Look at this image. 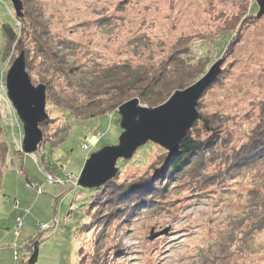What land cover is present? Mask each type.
<instances>
[{"label":"rangeland","instance_id":"1","mask_svg":"<svg viewBox=\"0 0 264 264\" xmlns=\"http://www.w3.org/2000/svg\"><path fill=\"white\" fill-rule=\"evenodd\" d=\"M20 2L18 18L11 1L0 0V28L7 24L24 35L8 45L0 31V144L7 148L0 248L19 231L20 257L31 254L25 246L39 239L36 264H264V179L221 164V156L231 158L245 145L264 101V9L259 12L256 0ZM21 53L32 86L46 89L48 119L38 125L43 140L30 155L22 152V123L5 81ZM161 62L170 69L185 68L191 78L183 89L173 88L161 105L219 64L196 110L199 117L223 121L220 136L230 134V142L225 151L217 145L204 153L205 169L198 177L174 175L157 206L138 199L129 209L122 200L138 185L136 178L151 173L159 155L178 150L169 153L149 142L151 147H140L123 165L117 162L110 180L114 185L98 191L79 188L85 161L118 143L119 107L138 98L103 115L90 110L97 114L91 121L74 108L85 103L84 88L102 68L127 63L150 73ZM177 77L185 78L174 75L175 84ZM205 125L198 119L193 126L202 138ZM51 178L60 186H50ZM17 217L23 218L21 231L16 230Z\"/></svg>","mask_w":264,"mask_h":264},{"label":"trees","instance_id":"2","mask_svg":"<svg viewBox=\"0 0 264 264\" xmlns=\"http://www.w3.org/2000/svg\"><path fill=\"white\" fill-rule=\"evenodd\" d=\"M31 29H34L33 26H31ZM0 31L8 45H14L15 42H19L21 37H24L23 33L21 37L20 34L17 35L15 29L7 24L1 25ZM34 31L35 35H39L40 32H37L39 30L35 28ZM42 51L37 47V52L41 53ZM51 56L48 54L47 58L51 59ZM172 57L173 56H171V59ZM163 62L159 65V69L150 73H148L149 69L145 66L138 65L132 67V65L127 63L115 64L110 67L102 68L97 75L92 77L84 88L83 94L85 103L83 102L80 106L75 107L74 111L76 113L80 111L81 116L86 115L85 117L91 121L97 114H88L90 110L93 111L95 109L96 112H100V115H103L108 110L118 108L119 105L127 101V99L138 98L142 105L150 109L161 105L165 102L167 97L171 95L170 92L173 88H175L174 91L183 89L185 85L188 84L187 81L191 79L185 68L174 66L173 63L172 66L174 67L170 69L168 68L169 66L167 67ZM164 65L167 67L166 70L164 69ZM59 67L60 66H58V68ZM59 69H61L64 74V69L62 67ZM174 75H182L185 76V78L182 79V77H177V81L179 82L175 84L173 81L175 80L173 78ZM198 104H200L199 101L197 107ZM71 110H73V108ZM259 114L258 123L247 135L245 145L243 144L240 148L233 150V153L230 152V155H234L231 157L232 159L228 156H221L225 158L221 164L231 168L233 172H238L239 170L245 172L246 170L247 173H253L262 181V179H264V101L260 104ZM215 119L210 121L200 116L199 123H208V125H205V138L201 137L202 134L201 136L199 135V129L197 130L196 127H193L181 140L178 151L175 154L172 156L167 153L162 156L159 155L150 166L152 172L144 173L141 178H136L137 180L135 183L138 185L134 187L128 200H122L128 203L129 209L138 205V199H145L146 203L151 202V199L153 200L152 202L156 203L155 206H157L158 202L163 201L162 191L165 186L172 181L174 175L180 176L182 174H187L198 177L200 174L199 172L205 169L206 162L204 153H208L207 151L213 149L217 145V147L223 149V151L226 150L224 146H227L230 142V134L222 138L220 135L226 124L223 123V121ZM151 146V144H147L146 147ZM6 154V146L0 144V187ZM118 162L121 165L126 163L123 160H119ZM210 162L213 163V161ZM127 183H130V181ZM112 185L114 184L110 181L105 187H110ZM112 189L114 191L113 187ZM147 208L151 209L152 206H147ZM38 246V239L29 242L28 248L31 250V258L29 262H23L21 264H36ZM80 264H82V262H80ZM93 264H101V262L100 260H96Z\"/></svg>","mask_w":264,"mask_h":264},{"label":"water","instance_id":"3","mask_svg":"<svg viewBox=\"0 0 264 264\" xmlns=\"http://www.w3.org/2000/svg\"><path fill=\"white\" fill-rule=\"evenodd\" d=\"M21 18L22 3L10 0ZM259 12L264 9V0H256ZM217 64L199 82L184 91L176 92L169 100L154 109L139 107L138 100L129 101L118 109L120 129L118 143L92 154L85 161L77 180L79 188L94 190L102 187L117 174L119 160L127 161L147 143H153L169 153L178 150L179 143L199 119L196 110L201 93L215 79ZM7 96L22 123L24 137L22 152L26 155L37 151L43 140L39 124L48 119L45 113L46 89L43 85L32 86L25 70L23 53L13 62L6 75Z\"/></svg>","mask_w":264,"mask_h":264},{"label":"bare ground","instance_id":"4","mask_svg":"<svg viewBox=\"0 0 264 264\" xmlns=\"http://www.w3.org/2000/svg\"><path fill=\"white\" fill-rule=\"evenodd\" d=\"M120 117V116H119ZM188 134V133H187ZM186 134V135H187ZM41 144V143H40ZM180 144V143H179ZM52 180H54V181H52ZM55 180H56V178L55 179H53V178H51V181H52V185H50V186H60V185H58L57 183H55ZM110 182V181H109ZM47 183H48V180H47ZM108 183V182H107ZM106 183V184H107ZM106 184L105 185H103L102 187H104V186H106ZM49 185V184H48ZM31 186V185H30ZM33 187V186H32ZM102 187H100V188H102ZM94 190H99V188L98 189H94ZM38 193H39V191H38ZM14 208H15V210H18L19 209V204H18V202H16L15 201V204H14ZM22 212H23V215H26L27 214V212H26V209H24V210H22ZM22 217H17V219H16V227H19V230L21 231V228H22V226H23V223H22ZM48 229L49 227L47 226V225H41V229ZM15 235V234H14ZM39 240V239H38ZM25 248H26V250L28 251V250H30L29 248H28V244L25 246ZM13 260L16 262V263H19V264H21V263H23V262H29V260H30V258H31V254H28V255H25L24 257H20V255L18 254V246H17V244H15L14 245V247H13ZM29 253V252H28Z\"/></svg>","mask_w":264,"mask_h":264},{"label":"crops","instance_id":"5","mask_svg":"<svg viewBox=\"0 0 264 264\" xmlns=\"http://www.w3.org/2000/svg\"><path fill=\"white\" fill-rule=\"evenodd\" d=\"M22 229V228H21ZM20 237V234L18 238ZM18 238L15 237L14 231L12 238L10 237V240H8V245H4L0 248V264H16V262L13 260V247L15 244H17ZM1 239V237H0ZM30 241V240H29ZM27 253L26 255H28ZM25 256V255H24Z\"/></svg>","mask_w":264,"mask_h":264},{"label":"built area","instance_id":"6","mask_svg":"<svg viewBox=\"0 0 264 264\" xmlns=\"http://www.w3.org/2000/svg\"><path fill=\"white\" fill-rule=\"evenodd\" d=\"M42 228H43V227H42ZM16 230H19V227H16ZM18 232H19V231H16V232H15V236H16V235L18 236Z\"/></svg>","mask_w":264,"mask_h":264}]
</instances>
